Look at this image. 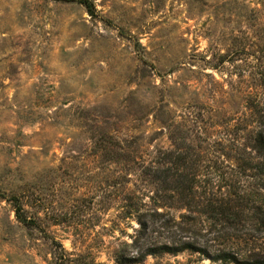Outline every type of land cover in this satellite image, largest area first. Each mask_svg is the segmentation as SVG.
Segmentation results:
<instances>
[{
  "label": "rangeland",
  "instance_id": "obj_1",
  "mask_svg": "<svg viewBox=\"0 0 264 264\" xmlns=\"http://www.w3.org/2000/svg\"><path fill=\"white\" fill-rule=\"evenodd\" d=\"M261 130L264 0H0V264H264Z\"/></svg>",
  "mask_w": 264,
  "mask_h": 264
},
{
  "label": "trees",
  "instance_id": "obj_2",
  "mask_svg": "<svg viewBox=\"0 0 264 264\" xmlns=\"http://www.w3.org/2000/svg\"><path fill=\"white\" fill-rule=\"evenodd\" d=\"M86 7L89 9L88 5ZM257 137H258V139L255 142L254 149L257 152H259L260 155L264 156V130H261L258 133ZM15 208H16V213L18 214L20 212V209H21L19 204H16ZM263 208H264V204H263ZM257 210L262 212V209H260V208ZM146 215L147 214L140 215V219H139V222L142 226V235H144V236L148 232L147 231L148 230L147 222L144 221V218L147 217ZM151 218H152L153 223H159L161 220L166 218V215L165 214H151ZM164 226L167 227V229H173L172 227H174V226H170L168 222H165ZM250 228H251L250 231L261 232V233L264 232V210H263V217L261 218V220L259 221L257 226L250 227ZM194 233H198V231L196 230ZM184 249H187V248H184ZM190 249H192V248H190ZM160 250H161V253H178L179 252V250H177L176 248H170L167 246L160 247ZM156 251H157V249L150 248L149 255L159 253ZM217 259H223V260H229L230 259L231 261H234V262L238 261L235 257H231V256L226 255V254L219 255V257H217ZM262 262L263 261H260L257 259L256 264H261Z\"/></svg>",
  "mask_w": 264,
  "mask_h": 264
}]
</instances>
